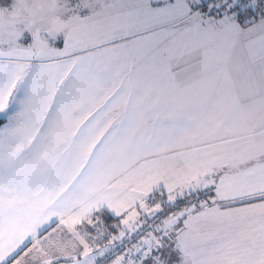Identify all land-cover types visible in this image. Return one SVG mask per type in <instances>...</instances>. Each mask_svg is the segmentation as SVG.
<instances>
[{"label": "snow or ice", "instance_id": "6c2138e0", "mask_svg": "<svg viewBox=\"0 0 264 264\" xmlns=\"http://www.w3.org/2000/svg\"><path fill=\"white\" fill-rule=\"evenodd\" d=\"M0 264H264V0H0Z\"/></svg>", "mask_w": 264, "mask_h": 264}]
</instances>
